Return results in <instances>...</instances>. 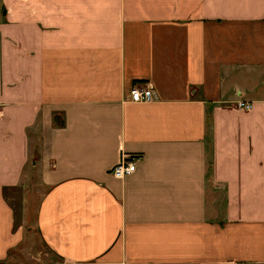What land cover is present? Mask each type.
Listing matches in <instances>:
<instances>
[{"label": "crops", "instance_id": "obj_1", "mask_svg": "<svg viewBox=\"0 0 264 264\" xmlns=\"http://www.w3.org/2000/svg\"><path fill=\"white\" fill-rule=\"evenodd\" d=\"M0 264H264V0H0Z\"/></svg>", "mask_w": 264, "mask_h": 264}, {"label": "built area", "instance_id": "obj_2", "mask_svg": "<svg viewBox=\"0 0 264 264\" xmlns=\"http://www.w3.org/2000/svg\"><path fill=\"white\" fill-rule=\"evenodd\" d=\"M153 95L149 88L143 86H134L129 90L128 100L131 103H148ZM235 108L247 112L251 109V104L246 102L235 103ZM139 155L122 156L116 164L108 171V174L115 179H122L135 171V165L139 161Z\"/></svg>", "mask_w": 264, "mask_h": 264}, {"label": "rangeland", "instance_id": "obj_3", "mask_svg": "<svg viewBox=\"0 0 264 264\" xmlns=\"http://www.w3.org/2000/svg\"><path fill=\"white\" fill-rule=\"evenodd\" d=\"M11 199H13V204H14V200L16 201L15 203H17V199H18V195L14 194Z\"/></svg>", "mask_w": 264, "mask_h": 264}]
</instances>
